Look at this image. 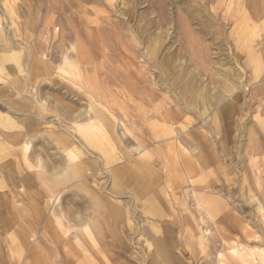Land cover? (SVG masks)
Instances as JSON below:
<instances>
[{"label":"rangeland","instance_id":"rangeland-1","mask_svg":"<svg viewBox=\"0 0 264 264\" xmlns=\"http://www.w3.org/2000/svg\"><path fill=\"white\" fill-rule=\"evenodd\" d=\"M0 264H264V0H0Z\"/></svg>","mask_w":264,"mask_h":264},{"label":"bare ground","instance_id":"bare-ground-1","mask_svg":"<svg viewBox=\"0 0 264 264\" xmlns=\"http://www.w3.org/2000/svg\"><path fill=\"white\" fill-rule=\"evenodd\" d=\"M189 102V101H188Z\"/></svg>","mask_w":264,"mask_h":264}]
</instances>
